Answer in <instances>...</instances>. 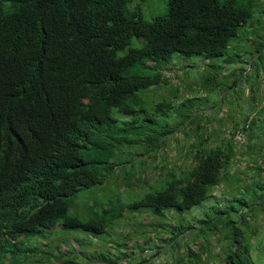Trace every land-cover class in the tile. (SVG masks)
<instances>
[{"label":"trees","instance_id":"1","mask_svg":"<svg viewBox=\"0 0 264 264\" xmlns=\"http://www.w3.org/2000/svg\"><path fill=\"white\" fill-rule=\"evenodd\" d=\"M135 1L0 0V264H21L28 238L48 230L41 238L46 247L63 229L91 234L92 241L64 233L51 252L37 260L28 257L24 264H155L144 253L151 234L141 230L144 243L136 239L128 248L126 240L138 229L118 231L119 219L125 212L135 217L154 213L159 221L148 223L161 234L170 225L163 222L170 211L181 215L194 208L201 217L177 218L167 248H156L164 257L158 264L198 263V252L186 258L180 248L190 249L189 242L216 232L224 246L221 264H264V250L252 259L244 235L247 219L264 199V154L257 166L262 178L248 186L261 189L259 194L253 190L251 207L239 212L232 199L225 209L215 201L207 205L215 185L235 178L233 138L238 130L252 137L255 117L248 113L241 126L232 125L230 137L211 145L200 115L182 109L175 120L167 94L161 101L150 98L151 91L163 87L161 68L174 57L226 53L238 33L255 21L257 2L167 0L165 13L147 19ZM254 49L253 64L262 62L264 70V42ZM171 92L176 96L177 88ZM179 129L196 136L185 152L192 154L189 167L165 169L142 196L124 200L129 184L137 190L132 180L145 168L144 156L156 159ZM121 171L125 186L120 194L110 195L97 209L89 207L84 216L70 212L83 190L118 182ZM205 239L199 245H207ZM106 241L112 242L114 257L103 247ZM171 254L177 255L174 262Z\"/></svg>","mask_w":264,"mask_h":264},{"label":"rangeland","instance_id":"2","mask_svg":"<svg viewBox=\"0 0 264 264\" xmlns=\"http://www.w3.org/2000/svg\"><path fill=\"white\" fill-rule=\"evenodd\" d=\"M256 2L260 10L254 7L251 20L255 21L248 24L245 29L243 28L244 30L242 29L238 33L231 41L226 53L218 56L191 54L174 57L165 67L161 68L162 77H166V80L159 82L162 83L163 89L157 88L150 93V98L155 102L167 99L166 94L171 98L173 107L170 108V111L171 113L173 112L175 120H178L179 117L176 111L180 112L182 109L184 110L183 112L189 111L191 114L200 115L198 121H200L202 126L207 128L205 137L211 145H215L230 137L229 130L232 129V125L236 122L241 126L243 117L248 113H252V115L251 113L248 114V118L255 117L257 124L253 125V128H250L251 133L253 132L252 137H249L250 132L247 131L248 133L245 135L244 141H240L236 135L233 138L236 154L231 163V172L234 173L235 178L230 177L229 181H222L215 185L212 188V197L207 202V205L210 206L215 201V206L225 209L227 204H230L229 200L232 199L233 206L237 207L239 212L251 207L253 199L250 198L253 196V190H256L257 194L261 192V189L256 188V186L253 188L248 187L254 184L258 178H262L257 172V166L260 164L261 155L264 154V70L263 66H260L262 62L255 61L253 64L256 56L254 45L264 42V0H256ZM135 3L140 8L142 15L147 19H151L156 14H163L167 10V0H136ZM133 42H136V40H133ZM152 86H155V84ZM174 87L177 88L176 96L171 92V88ZM144 91L142 90L140 93ZM189 98H193L190 104L183 102ZM182 102L184 106L177 104ZM195 125L192 124L193 127ZM180 130L175 131V135L169 140L167 146L159 150L156 159L144 156L147 159L145 168L135 172L132 180V182H135L137 190L135 191L132 185L129 184L128 186L130 187H126V192L123 193L124 200L142 196L146 187L163 177L162 172L165 169L173 168L179 171L182 168L189 167L192 161V154L189 153L188 156H185V152L191 147H189V144L195 140L196 136L193 133L185 135ZM138 167L140 166L138 165ZM127 172L129 174L132 173L128 169H125V174ZM123 173L122 171L119 173L120 181L118 182L111 179L109 184L105 183L102 186L83 190L74 198L70 212L84 216L91 207L97 209L101 202L106 200L110 195L120 194L118 193L119 188L125 186L123 184L124 179L122 178ZM139 176L140 179H137ZM235 182H237L236 186H232L231 183ZM259 200L255 203L256 207ZM207 205H203V211H206ZM200 213L197 208L181 212V215H178L179 213L176 211H170L166 219L163 220V222H169L170 225L165 230L161 229V234H156V232H152L153 227L148 223V221L155 223L159 221L156 214L142 211L135 217L125 212L119 219L120 226L118 227V231L123 232L125 230L129 231V229H138L137 233L131 237V240H126L128 248L132 246V243L136 239L139 240L140 244H143L146 240L144 234H151V241H153L145 243L147 246H145L146 251L144 253L148 257L152 255L156 260L155 264H158V262L164 260V257L160 258L162 254H157L156 248L160 247L162 251L167 248L166 238L171 231H174L173 226L177 218L184 216L187 220L197 219L201 217L202 213ZM247 222L244 235L248 237V243L251 245L250 255L252 259H257L259 252L264 250V199L261 206L257 207V212L253 216H250ZM72 230L63 229L60 238H51L52 242L46 247L43 245L44 241L41 238L50 231L46 230L41 235L28 238L27 240L30 241V244L25 243L23 245V251L20 252L22 253L20 263H26L25 260L28 257L37 260L42 258L48 251L51 252L56 243L63 238L62 235L64 233L69 234L71 232L72 234L70 235L74 234V237L92 241L91 234L86 235V232H75ZM141 230L144 231V234H141ZM118 231L114 232L117 233ZM161 237L162 239H160ZM219 237L220 232L210 234L208 239L200 237L207 240V245H199L200 238H198L197 243L189 242L191 244L190 249L187 245H184L180 248V252L186 258H188V252L199 253V262L189 264H221L223 261H220L219 253L222 254L224 246L222 243L219 244L217 242ZM100 240L97 239V241ZM83 241L80 240L81 248L87 253L90 252L92 248L82 245ZM72 244L76 248L78 247V243L74 238H72ZM103 247L111 253L110 256L114 257V248L111 241H106ZM120 249H123V247ZM135 250H133V253L139 251L138 249ZM128 252L131 253L132 250ZM174 254H171V262H174L177 258V255ZM112 257L110 259H113ZM75 260L78 262L77 258ZM110 262L112 261H109V264Z\"/></svg>","mask_w":264,"mask_h":264},{"label":"built area","instance_id":"3","mask_svg":"<svg viewBox=\"0 0 264 264\" xmlns=\"http://www.w3.org/2000/svg\"><path fill=\"white\" fill-rule=\"evenodd\" d=\"M248 127V126H246ZM236 137L240 140V141H244L245 139V132L243 130H238L236 133Z\"/></svg>","mask_w":264,"mask_h":264}]
</instances>
